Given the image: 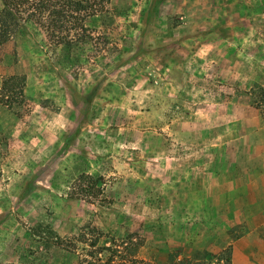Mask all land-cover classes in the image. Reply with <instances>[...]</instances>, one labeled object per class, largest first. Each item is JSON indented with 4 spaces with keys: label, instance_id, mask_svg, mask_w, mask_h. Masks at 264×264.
<instances>
[{
    "label": "rangeland",
    "instance_id": "obj_1",
    "mask_svg": "<svg viewBox=\"0 0 264 264\" xmlns=\"http://www.w3.org/2000/svg\"><path fill=\"white\" fill-rule=\"evenodd\" d=\"M91 25L109 51L36 27L0 47V264H77L50 230L88 224L150 264H264V0H111Z\"/></svg>",
    "mask_w": 264,
    "mask_h": 264
},
{
    "label": "trees",
    "instance_id": "obj_2",
    "mask_svg": "<svg viewBox=\"0 0 264 264\" xmlns=\"http://www.w3.org/2000/svg\"><path fill=\"white\" fill-rule=\"evenodd\" d=\"M110 2L111 0H0V47L26 33L29 28L36 27L56 47L74 49L91 46L96 50L100 48L99 50L109 51L111 43L108 37L95 32L91 22L107 14ZM5 87L11 89L6 82ZM94 96L93 93L88 94L87 102L91 103ZM250 104L260 111L264 123V83L253 86ZM98 183L97 179L88 174L79 178V185L86 196L98 197L95 192V188L99 187ZM50 231L55 234L54 245L63 247L68 241L77 250V246L84 243V254L78 257L77 264H150L135 257L141 242L134 241L132 235L123 238L119 244L114 237L89 224L70 239H64L55 231ZM101 253L104 254L99 255ZM175 253H181V250ZM196 253L200 251L197 250ZM168 261L169 264H232L233 260L231 248L223 247L218 253L205 251L201 257L194 255L178 261L175 254L170 255Z\"/></svg>",
    "mask_w": 264,
    "mask_h": 264
},
{
    "label": "crops",
    "instance_id": "obj_3",
    "mask_svg": "<svg viewBox=\"0 0 264 264\" xmlns=\"http://www.w3.org/2000/svg\"><path fill=\"white\" fill-rule=\"evenodd\" d=\"M243 256L245 258L246 264H252L251 261H250L249 253L246 252V253H244ZM233 264H235V260L233 261Z\"/></svg>",
    "mask_w": 264,
    "mask_h": 264
}]
</instances>
